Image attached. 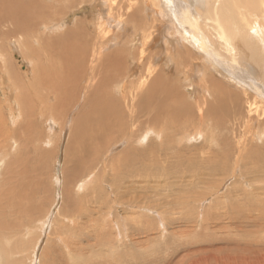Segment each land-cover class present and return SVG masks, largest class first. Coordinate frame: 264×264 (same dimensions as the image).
Wrapping results in <instances>:
<instances>
[{
	"label": "bare ground",
	"instance_id": "bare-ground-1",
	"mask_svg": "<svg viewBox=\"0 0 264 264\" xmlns=\"http://www.w3.org/2000/svg\"><path fill=\"white\" fill-rule=\"evenodd\" d=\"M58 13L61 18H57ZM36 49L44 52L37 55ZM246 52L250 53L251 64L245 58ZM41 57L47 60L46 66ZM12 59L28 72L30 60L35 61L30 73L34 74L33 81L16 73ZM70 64L75 67L70 69ZM0 86L6 92L0 103V145L3 152L13 151V158H17L19 149L22 155L28 152V145H33L27 138L31 131L29 116H33L29 110L36 109L37 102L45 98L42 88L54 101L50 103L54 110L42 102V117L60 134L70 109L69 97L63 99L62 93L66 89L72 94L77 91L79 100L89 94L93 103L81 101L84 107L79 110V121L70 131L74 142L70 159H79L76 166L83 160L98 168L106 154L97 156L102 146L112 148L128 141L121 156H113L104 164L119 185L124 180V166L126 174L136 176L125 179L118 193V185L111 184L113 195H117L114 200L134 195L137 189H143L142 184L153 181L157 182L155 190L161 187L169 192L172 202L183 200L189 208L194 206L192 202L200 205L207 200V193L198 197L202 194L199 190L207 188L203 182L206 177H227L238 172L232 188L214 200V205L222 199L229 201L234 192L256 182L254 194L245 196L244 202H235L234 207L249 204L255 219L264 223V0H0ZM14 88H19L21 94L13 96ZM71 104L76 107L75 102ZM134 122L143 127L134 126ZM8 123L16 124L9 129ZM196 127L200 129L196 131ZM198 136L205 140L200 145L206 149L202 154L192 153L195 148L184 143L188 137L192 141ZM135 142L148 144L134 149ZM40 147L33 152L39 155L43 151ZM173 159L195 167L196 173L192 181L181 177L171 190L164 167L173 169L174 163L169 161ZM26 161L20 168L9 163L14 169H2L0 165V220L14 218L7 224L11 229L15 220H20L23 228L31 226L43 208L40 203L41 208L39 204L36 208L33 202L44 187L38 180L39 159H31L36 172L30 177L32 182L24 178ZM159 165L164 166V173L150 176L154 166ZM102 170L97 169L94 175L105 176L107 171ZM91 184L100 189L101 182L92 183L90 177L84 182L76 179L79 191L88 190ZM162 206L161 202L155 204L157 209ZM57 212L55 216L61 213ZM161 214L155 213L160 221ZM197 218L206 224L218 221L214 216L208 221L204 213ZM158 219L157 226L166 221L163 218L159 225ZM242 222L231 218L229 226L220 229L234 231ZM3 228L7 227L0 225L2 237L17 233L12 229L11 234H3ZM2 237L0 264H12L14 259L9 248L4 249Z\"/></svg>",
	"mask_w": 264,
	"mask_h": 264
},
{
	"label": "rangeland",
	"instance_id": "rangeland-1",
	"mask_svg": "<svg viewBox=\"0 0 264 264\" xmlns=\"http://www.w3.org/2000/svg\"><path fill=\"white\" fill-rule=\"evenodd\" d=\"M61 14H63L62 11ZM57 16V18H61L59 13ZM56 20L58 19L55 18L54 23H56ZM55 48L58 50L56 45ZM110 49L113 50L114 48ZM110 49L108 51H110ZM43 52L44 49H42V53ZM59 52L61 56L62 52ZM35 53L37 55L42 54L37 49ZM245 55H248L245 56V58L251 64V59H248L250 53L246 52ZM13 60L16 64V73L21 72L28 76L30 81H33L32 78L34 74L30 73L33 66H35V61L30 60V72H28V69L21 65L20 62L16 59H12V61ZM40 60H42L43 66L47 65V60L44 59V57H41ZM36 65H38V62H36ZM69 66L70 69H72L75 67V64H70ZM15 81L16 80L13 82ZM13 82H11L12 85L14 84ZM0 89V103H3L4 99H2L1 96L6 92L2 86H0ZM91 89H93V87ZM43 91L44 89L42 88V97L45 98L37 102V110L35 108L29 110V114L33 115L29 116V121L31 120L33 122L31 123L30 121L29 128H31V131L28 128L29 134L27 138L31 139L33 145H28L26 147L28 152L24 151V148L22 151L26 153L23 152L22 155H20L19 149L18 153H16L17 158H13L14 152L10 149L7 152H3V149H1L2 145H0V165L2 169H5L7 166L13 168L12 165L9 164L12 162L16 163L17 167L20 168L22 162L27 160V167L24 169L25 180L32 182L30 177L35 175L36 172L34 168L31 167L34 165L31 159L35 160L38 158L40 167L38 175V180L40 182H38L44 186H41L42 193L38 196L40 198L37 197L36 200L38 201H33L37 203V205H35L36 208H41L40 204H42L43 207L40 215L33 218V224L27 228H23V226H21L22 222L20 220H15L16 222L12 224V229L16 230L17 233L11 236H0L4 243V249L9 248V253L14 259V263L12 264H264L263 221L255 219V214L251 212L254 208L249 204L243 203L239 209L234 207L235 202H244L245 196H252L254 194L258 189V184L256 182L249 188L242 187L239 191L234 192L229 201L222 199L218 206L214 205V200L217 198L220 199L226 194V191L232 188V182L234 179H237L238 172L233 176L228 175L227 177H224L225 175L206 177L203 182L206 184L207 188L200 189L199 192L202 194L198 197L207 193L209 194V198H206L208 201L206 200L207 202L205 201L200 205L198 202H192L190 204H194V206H190L189 208L187 207L188 202H184L183 200L172 202L169 192L162 191L161 187L155 190L154 188L157 182L153 181H147L142 184L143 189H141L143 191L137 189L134 195L121 196L120 199L116 198V200H114L115 193L113 195L111 184L116 183L115 186L118 185L116 187L118 193L121 190L119 187H124L125 179H131L136 176L126 174L127 166H124L121 174L124 180L120 181L122 184L119 185L117 181L112 180V177L109 175V168L104 169V164L107 162L106 160L113 156L115 157L118 154L121 156L123 153L122 151L129 146L127 143L128 141L123 142L125 145L123 143L114 145L112 147L113 149H104L102 146V151L97 156L106 154L103 155V160L101 159L98 164L99 167H95L96 170L89 161L85 162L82 160V162L76 166V162L79 159L75 156H73L74 159H70L72 154L69 152H71L74 147L70 131L79 121V110L84 107L81 101L85 100L86 103L88 101L93 103L94 98L89 97V94H87L84 99L79 100L77 91L75 94H72L68 93L67 89L65 93H62L63 99H65L67 95L69 97L70 102H68V108H70V116L68 115L67 121L64 124V129L60 134L59 131L51 129L47 124V120L42 117V102L54 110L51 105L54 102L53 99H51L52 95L48 90ZM12 94L13 96L21 94L20 89L14 88ZM46 99L48 101H46ZM73 102H75L78 108L75 106L73 107L71 104ZM88 110L89 109L84 110L85 115L88 113ZM4 112L7 113L6 108H4ZM15 124L16 123H8L7 127L11 129ZM133 125L140 129L143 127L139 122H134ZM36 127L38 129H36ZM199 129V127H196L195 130L198 131ZM32 135L37 137L38 141H35ZM257 138H259V135L256 139ZM202 139L203 137L201 138V136H198L191 141L188 137L184 140V143L190 149L195 148L194 152L191 151L192 153L196 151L197 154H202L203 151H206V149L201 148L204 140ZM241 141L242 139L239 142ZM135 143L134 149H139L141 146L145 147L149 141L147 144H145L146 142L143 144ZM25 144L26 143H24V145ZM19 146L22 147L23 145L20 143ZM37 146H42L43 148L41 149L40 147L43 151H39V155H37V152H33L34 150L37 151ZM215 148L220 149L219 146H215ZM108 153L110 154L108 155ZM29 154H32L31 156L36 158L34 159ZM40 154L42 160L40 159ZM97 156H95V158ZM30 157L31 159H29ZM181 159L183 158L181 157ZM159 161L161 162V160ZM169 161L171 164L174 163L173 169L168 168V166L164 167L163 165H159L158 167L154 166V169L150 172V176L162 175V173H164L162 168L164 167V171L169 178L167 182L171 181V190L174 189V184H176L181 177L185 178L186 181L193 180V175L196 173L194 172V169L196 171L195 167L187 165V163L182 160L177 161L173 159ZM99 168H101V170L103 169L102 171H107V174H105V176L104 174H99L100 176L94 175V172ZM79 171L80 173H78ZM91 173L93 175H91ZM176 176L179 178L177 179ZM65 177H67V180H65ZM89 177L92 183L101 182L99 185L100 189L98 185L96 186L95 184L93 187V184H91L89 188L92 187L93 190L89 188L88 190H77L76 179L78 178L84 182ZM106 177L109 180H106ZM57 181L60 182V184ZM55 182H57L58 185ZM183 189L187 191V187ZM190 189L193 190L191 186ZM90 190H92V192ZM65 191L67 193H65ZM84 193L88 197H86ZM111 196L114 198H111ZM115 196L117 197V195ZM73 197L78 199L76 200ZM104 200L107 201V203H105ZM159 202H161L163 206L157 209L155 204ZM82 205L83 213L80 211ZM104 205L107 206L104 207ZM100 206L103 208L101 211H98ZM158 211L162 212V221L163 218L166 220L161 226H157L155 222V220L158 219L155 213ZM56 212L58 214L61 212L59 215H62H58V217L56 214L55 216ZM201 213L207 215L208 221L211 220L212 216L217 218L218 221L215 224H206L202 222L201 219L197 218V215ZM231 218L243 220V222L238 223L234 231L221 230L220 227L229 226L228 221ZM12 220H14V218H1L0 225L7 227L3 228L5 230L2 229V232L4 231L3 234H11L13 232L12 229L7 226ZM162 221L159 220V225ZM68 224L70 225L69 227ZM124 230L127 231L125 234L123 233Z\"/></svg>",
	"mask_w": 264,
	"mask_h": 264
}]
</instances>
